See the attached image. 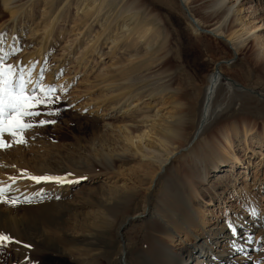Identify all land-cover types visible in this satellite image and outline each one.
<instances>
[{
	"label": "rangeland",
	"instance_id": "1",
	"mask_svg": "<svg viewBox=\"0 0 264 264\" xmlns=\"http://www.w3.org/2000/svg\"><path fill=\"white\" fill-rule=\"evenodd\" d=\"M16 1L12 9L19 11L12 17L0 0V68L6 70L10 65L14 79L23 76L29 94L44 96L41 85L55 92L48 97L50 103L32 109L39 111V116L24 117L26 123L34 125L22 131L24 143H14L9 133L3 134L11 147L0 148V186L10 185L6 196L16 198L19 203L0 202V205L12 208L19 220L0 223L1 231L13 237V241H24L31 246L29 249L44 252L41 256L50 261L43 264H80L81 259L66 256L56 239L36 234L39 230L32 228L56 230L61 238L71 240L67 241L69 246L97 249L102 264H125L117 229L127 208L142 207L148 191L157 200L168 197L181 204L183 197L189 199L191 194L198 197L201 202H196L198 234L224 220L240 223L243 215L254 214L252 224L259 216L264 221V0H226L224 8L232 5L234 10L227 19L219 17L226 21L225 30L242 27V32L243 28H249V33L241 38L244 43L237 54H233L232 44L224 37L196 32L190 25L193 15L205 27L214 23L208 19L214 8L206 7L212 0H192L185 12L177 1L172 9L163 0L157 1L156 6L149 0H138L143 8L149 3L138 13L122 10L124 0ZM147 12L159 19L156 22L166 25L168 34L163 38L168 40L166 49L151 45V52L144 57V49H140L143 42H131L135 34L129 30L143 21ZM52 22L54 32L48 42L43 31ZM255 23L262 27L253 31ZM113 37H117L115 41ZM180 41L189 48L187 54L192 61L188 72L177 70L185 76L181 78L172 76L175 69L173 72L170 67L160 65L167 62L171 49L175 50ZM43 44L47 48L39 57ZM5 47L10 49L2 53ZM215 67L225 84L235 83L237 97L233 107L223 111L191 144L204 145L205 149L212 143L220 146L217 156L205 163L201 156L187 157L190 152H184L187 141L174 149L179 140L170 130L174 128L176 133L182 122L187 131L192 130L191 120L198 111L194 101L196 91H203ZM177 86L185 91L182 98L176 94ZM189 107V116H185ZM232 111L237 115L230 116ZM41 119L55 123L40 125ZM245 127L251 128L250 135L244 133ZM224 131L229 135L227 141L223 138ZM127 133L133 137L131 140L127 139ZM164 160L169 163L167 167L171 166V176L160 172L151 183L154 168L159 171ZM24 170L28 175L70 173L68 179L74 182L35 183ZM225 173L228 177L225 188L220 196L210 200L209 184ZM185 179L197 185L196 191L183 185ZM80 227L93 230L86 240L74 232ZM128 227L121 231L127 236L126 244L131 245L150 228V223L143 221ZM169 230L168 235H162L168 237L167 242L175 249L190 244L188 235L180 228ZM17 247L20 243L0 247L4 264L18 251ZM110 252L112 258L105 259ZM132 257L136 264L133 253Z\"/></svg>",
	"mask_w": 264,
	"mask_h": 264
},
{
	"label": "bare ground",
	"instance_id": "2",
	"mask_svg": "<svg viewBox=\"0 0 264 264\" xmlns=\"http://www.w3.org/2000/svg\"><path fill=\"white\" fill-rule=\"evenodd\" d=\"M149 1H150L149 3H151L153 6H156L158 5L156 4V2L159 0H155V1L149 0ZM163 1L167 2L168 6L171 7L172 9L175 8V3L177 1L182 12H185V10L188 11L187 5H189L190 2H192V0L191 1L190 0H166V1L163 0ZM15 2L17 1L16 0H2V5L4 6V8H9L12 17L15 16L17 12L19 11V9H12L14 8ZM149 3L148 2L145 3V7L143 8L141 3L138 0H124L123 5H122V10L125 9L126 11L138 13L140 12V9L142 10V8L145 10L147 6L149 5ZM225 3H226V0H212L211 2H209V4L205 3L206 7L209 5L210 6L209 8H214V11H212L211 14H209L208 16V19L214 22L213 24L210 25V27H205L201 19L195 17L194 15L192 18H190V20L189 19L188 20L190 22V25L195 29L196 32L206 31L208 32V34L210 33L215 36L224 37L227 43L232 44L233 54H237L240 51L239 47L243 46V43H244L241 38L247 33H249V28L248 29L243 28L242 32H240L242 27L239 29H235L232 26L234 30H230V31L225 30V24H226L225 19H227L226 16H228L230 12H233L234 10L232 5L228 7L227 9L224 8ZM202 5H204V3ZM86 14L90 15L91 13L87 12ZM222 15L225 17L224 20H221V18H219ZM156 20H159V19L150 15L147 12V15L144 17L143 21H139V18H138L139 22L137 23V25L136 26L133 25L134 27L131 30H129L130 32L135 34L134 35L135 38L134 39L132 38L131 42L134 41V44L135 43L141 44V42H143L140 46V49L142 48L144 49L143 51L144 57L147 56L151 52L152 50L151 45L152 47L153 45H155L156 46L155 48H160V49L166 47V43L168 39L163 38V35L168 34V28L166 27L164 23H162L161 21L156 22ZM136 21L137 20H135L134 22ZM259 24L260 23L254 24L253 31L259 30L260 27H262V25L261 24L259 25ZM54 25H55L54 22H52V24L50 23L49 27L48 28L45 27L46 29L43 31L46 35V39L48 42L51 41L50 36L54 32ZM89 28H90V25L88 29ZM104 28H107V27H104ZM256 35L258 34L256 33ZM7 37H8L7 41H9V38H10L9 33ZM74 38H77V35ZM98 38L99 36L97 37V39ZM115 38L117 37H113V41H115L114 40ZM159 38H161L160 41H159ZM237 39L240 41H237ZM171 41L172 40H170V42ZM182 43L183 42L180 41L178 45L175 47V50L171 49L173 50V52L171 51L172 54L170 56H167L169 57V59L166 58L167 62L160 63V65L163 67L168 66V68L170 67L171 70L175 69L176 70L175 72L172 70L174 72L172 76L176 74V77L177 76L180 77L183 74V73L182 74L179 73V71L177 70L188 72L186 69L190 66V62H192L187 54V53H190L189 48L184 47ZM128 44L130 45V42ZM175 44L176 43H174V45ZM44 46L46 45L43 44V47L39 49V52H38L39 57L43 55L44 52L46 51L47 47H44ZM169 46H167L168 49H169ZM131 48H134V47H131ZM9 49L10 47H7V49L5 47L4 49H2V53H5ZM90 49L91 48H89L88 50ZM139 57H142V56H139ZM53 72L54 71L49 73L50 76L53 74ZM35 73L36 72L33 73V78L35 77ZM33 78L32 80H34ZM178 79H175V80H178ZM32 80L29 83H31ZM178 86L176 88L178 90L176 94L178 95V98H182L184 96L185 91L184 92L180 91L181 89ZM234 90H235V83L230 81L225 84L222 81L221 72L217 71V67H215V70L208 76L207 84L204 87L203 91H199V90L196 91L194 101L198 106L197 107L198 111L196 109L197 112L194 115V117H192V120H191L192 121L191 124L193 126L192 130L190 129V131L189 130L187 131L188 127L184 125L183 122H182V126H180L181 129L180 128L175 129L177 131L176 132L177 134L175 132L173 133L174 128L171 127L173 129H171L172 131L170 130V133L175 134V137L177 138V140H179V141H176V142H179V145L176 146L174 149H176L177 147H178L177 149H179L181 146H183L184 142L187 141L189 144L184 150V152L190 151L189 153H187V157L188 155H191V154L194 156L198 155L202 157V160L205 163L207 159L213 160L217 156L216 153L219 151V150L217 151L218 147L220 148L219 145L216 146L217 143L216 144L212 143L206 146L209 149H205L204 145L193 147V145L191 144H193L195 139L199 138L200 134L203 133L204 130L208 127V125H210L214 120H216L218 116L223 113V111L228 110L231 107H233L232 105L236 101V97H237L236 96L237 93H235ZM236 91H239V90H236ZM189 108L188 110L186 109L187 115L185 116H189L188 113H190L191 111V108L190 109ZM235 113L236 111H232L230 113V116L235 115ZM234 129L237 133L236 127ZM243 131L246 135L251 134V128L245 127ZM127 135H128L127 139L131 140L133 138L129 136L130 135L129 133H127ZM228 136L229 135L225 133L223 135L224 140L227 141L229 138ZM164 140H169V139H164ZM229 145L231 146V144ZM224 152H226V150ZM169 154L170 152L168 153V155ZM184 159L186 158L183 157V160ZM236 159L237 158L234 157L235 161ZM160 164L161 165H159L160 166L159 171H157L158 170L157 168H154L155 169L153 172L154 174L152 175L150 179L151 183H154V180H156L155 179L156 175H158L160 172H161L160 175L163 174V176L171 174V170H170L171 166L167 167L169 165L167 161L166 162L165 160L161 161ZM217 170L218 172L221 171L219 168ZM227 178H228L227 174L225 173V175H220V179L219 177H217L213 182L209 184L210 188L208 189V191H209L210 200L220 196V193H222L223 189L226 186L225 181H227ZM182 183H183V180H182ZM190 183L191 182L185 179L183 185H189V187L191 186L190 188L192 192L193 190L196 191L195 186L197 185H194L192 183L190 185ZM197 183L201 184V182H197ZM154 197L155 196H153V194H150L148 191V193L143 198L144 204L142 205V207L139 205H136L135 207L130 206L125 211L124 218L122 217L120 226L118 227L117 231L119 233L118 236H120L121 241L123 242L122 247H121L122 249L120 248V253H121V256L124 257L125 264L134 263V261L132 262L133 260L132 253L135 255L136 264H213V263L215 264H264V221L262 220L263 218L261 216H259V220L255 224H252V221L254 220V214H252V216H249V217H247L246 215L241 216L240 218L241 222L239 221L240 223H238L237 220H234L232 223H230L231 221L229 222L228 220L227 221L224 220L222 222L216 223L214 228H211L208 231H204V229H202L201 233L198 234L196 232L197 230L195 231L196 226H198L199 224L197 222V219L199 216V211H198L197 206L199 207L198 204L201 203L198 197L196 198V196L193 194L190 195L189 199L188 198L185 199V197H183L182 198L183 205L181 203H176L174 200L173 201L169 200L168 197H166L167 199L165 200L164 199L157 200ZM197 201H198V204H196ZM24 207L29 212L27 206H24ZM12 212H13L12 208L6 209L5 207H2V205H0V223L4 221H8V222L11 221L13 223H17L19 218L17 214H14ZM25 218L26 217H24V219ZM143 221H149L150 228L148 230L145 229L146 231L144 230L141 233V236H137L135 240L136 243L131 244V245L126 244V241H128V239H127L126 234H124L123 231H121L122 228L124 230V228L126 229L128 225L130 224H137L140 222L142 223ZM176 227L180 228L183 232H185L188 235L189 240H190V244H185V246L182 245V247L178 249H175L173 245L167 242L168 237L165 238L162 235V234H167L168 232H170L169 229H172V228L175 229ZM1 228L2 227L0 226V232L4 233L3 231H1ZM32 229H34V231L38 229L39 231L36 234H40L41 236H44L45 238L56 239V241L59 244H61L62 248L64 249L63 251L64 254L66 256H71V257L73 256V257L80 258L81 259L80 264H102L101 263L102 260L97 256L99 254L96 252L97 249L90 247V246L88 247L87 245H84V247H75L73 245L69 246L67 241H71V240H69L68 238L66 241V239L61 238L60 233L53 229H50L49 231L48 230L45 231L43 230V228H32ZM91 231H93L91 227H88V228L80 227V228H75L74 232L79 233L82 239L86 240V237H88V235L92 233ZM79 235H74V236L80 237ZM74 236H73V239L76 238V237L74 238ZM169 236L171 235L169 234ZM25 245L26 244L24 241L20 242V247H17L18 251L14 253L12 258L7 259L8 264H43V263H47L48 261H50V259H46L41 256L40 253H43V254L45 253L40 251V249H37V250L29 249L27 247H24ZM105 252L107 253V251ZM111 258H112V252L108 253L105 259L109 260ZM129 260L131 261L129 262ZM3 262L4 261L0 259V264H4Z\"/></svg>",
	"mask_w": 264,
	"mask_h": 264
},
{
	"label": "snow or ice",
	"instance_id": "3",
	"mask_svg": "<svg viewBox=\"0 0 264 264\" xmlns=\"http://www.w3.org/2000/svg\"><path fill=\"white\" fill-rule=\"evenodd\" d=\"M41 93L44 96H38L35 92L29 94L27 86L23 76L18 80L14 79L11 66H7V69L0 68V148L11 147L10 143L5 142L3 134L9 133L13 137L14 143H24L23 136L21 135L24 129L32 128V123H26L24 117L39 116V111H33L36 105L50 103L48 97L55 92V89H45L43 85L40 86ZM59 111V109H57ZM51 114V113H49ZM55 123V121L39 120L40 125ZM24 174L27 178L35 183L56 182V183H73L74 181L68 179L66 176L59 175H28L26 170ZM15 179V178H10ZM10 188V185L0 186V202L17 204L19 201L16 198H9L6 196V191ZM11 242L20 243V241H13V237L5 233L0 232V247ZM25 247H31L25 245Z\"/></svg>",
	"mask_w": 264,
	"mask_h": 264
}]
</instances>
